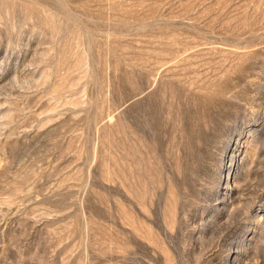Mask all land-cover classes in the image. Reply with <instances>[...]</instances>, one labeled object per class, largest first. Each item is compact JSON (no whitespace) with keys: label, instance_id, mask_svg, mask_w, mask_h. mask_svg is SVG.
I'll list each match as a JSON object with an SVG mask.
<instances>
[{"label":"rangeland","instance_id":"374dc122","mask_svg":"<svg viewBox=\"0 0 264 264\" xmlns=\"http://www.w3.org/2000/svg\"><path fill=\"white\" fill-rule=\"evenodd\" d=\"M0 264H264V0H0Z\"/></svg>","mask_w":264,"mask_h":264}]
</instances>
